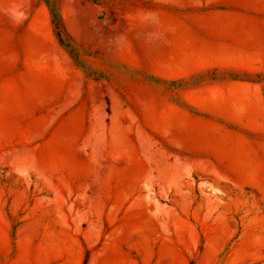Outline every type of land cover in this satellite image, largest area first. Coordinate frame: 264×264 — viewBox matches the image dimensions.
<instances>
[{"label": "rangeland", "instance_id": "rangeland-1", "mask_svg": "<svg viewBox=\"0 0 264 264\" xmlns=\"http://www.w3.org/2000/svg\"><path fill=\"white\" fill-rule=\"evenodd\" d=\"M0 264H264V0H0Z\"/></svg>", "mask_w": 264, "mask_h": 264}]
</instances>
